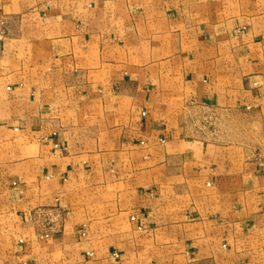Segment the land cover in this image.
I'll use <instances>...</instances> for the list:
<instances>
[{"label": "crops", "instance_id": "1", "mask_svg": "<svg viewBox=\"0 0 264 264\" xmlns=\"http://www.w3.org/2000/svg\"><path fill=\"white\" fill-rule=\"evenodd\" d=\"M0 23V264H264V0Z\"/></svg>", "mask_w": 264, "mask_h": 264}, {"label": "built area", "instance_id": "2", "mask_svg": "<svg viewBox=\"0 0 264 264\" xmlns=\"http://www.w3.org/2000/svg\"><path fill=\"white\" fill-rule=\"evenodd\" d=\"M4 28H3V23H0V36L3 37L4 36Z\"/></svg>", "mask_w": 264, "mask_h": 264}]
</instances>
